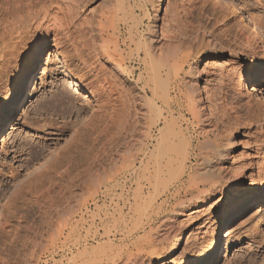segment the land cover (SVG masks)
Listing matches in <instances>:
<instances>
[{
	"label": "rangeland",
	"instance_id": "1",
	"mask_svg": "<svg viewBox=\"0 0 264 264\" xmlns=\"http://www.w3.org/2000/svg\"><path fill=\"white\" fill-rule=\"evenodd\" d=\"M181 1L120 0L121 5L119 0H0V264H88L91 251L99 255L93 264H264V201L243 206L237 191L248 179L235 182L238 189L221 199L213 194L207 203L211 208L198 218L161 214L162 222L156 221L155 226L152 222L147 225L151 228L139 229L137 234L133 230L143 206L137 201L138 183L140 196L146 197L149 152L158 137L153 130L147 134L149 123L141 110L150 91L147 59L140 47L144 42L150 50L148 38L160 36L159 29L164 27L161 35L175 37L179 27L171 26L169 18L187 12L184 20L190 23L183 21L187 30L182 23L179 31L185 32H175L183 37L196 34L195 48L182 50L194 51L200 72L215 66L217 60L231 58L240 71L242 80L232 73L229 81L221 83L230 104L238 108V119L230 121L232 129L225 134L229 142L220 152L222 167L232 176L229 167L244 158L240 154L247 145V131L257 152L253 172L264 161V0ZM179 5L185 8L183 15ZM242 6L248 7L250 15L256 14L257 21L242 13ZM78 7L93 19L92 30L85 26L80 35L67 39L80 38L85 44L57 45L51 40L57 21L66 9ZM238 22L256 39L253 53L238 54ZM170 36L155 46L159 52L163 47L174 48L175 38ZM208 38L219 49L206 47ZM100 40L109 47L103 49ZM123 41L126 58L121 54V59L118 45ZM155 47L153 52H158ZM135 48L141 59L135 60ZM118 80L135 89L126 107L118 108L122 114L117 110L109 118L90 119L94 93ZM177 93L170 91L172 96ZM86 119L90 121L85 123ZM83 122V130L77 132ZM139 133L143 140L152 137L142 155L134 153L132 145ZM54 152L60 155L52 159ZM212 166L207 167L209 171L205 167L209 177L218 168ZM201 175L197 174L198 182L204 178ZM211 182L210 188L221 181ZM69 208L66 221L61 222L62 209ZM18 214L21 219L16 221ZM196 229L200 230L197 237ZM34 238L40 242L32 243ZM182 248L189 250L188 255L179 259ZM121 250L129 252L128 260Z\"/></svg>",
	"mask_w": 264,
	"mask_h": 264
},
{
	"label": "bare ground",
	"instance_id": "2",
	"mask_svg": "<svg viewBox=\"0 0 264 264\" xmlns=\"http://www.w3.org/2000/svg\"><path fill=\"white\" fill-rule=\"evenodd\" d=\"M15 1L19 3L22 0H15ZM184 1H181V2L184 3ZM187 1H190V0H187ZM185 3L187 4L188 2H185ZM115 4L118 5L116 1H115ZM186 4H184V6ZM182 5H179V6L181 7ZM180 7L178 9L179 11H181V13L175 8V12L178 11L179 15L185 12V11L184 12L182 11L184 7H181V8ZM242 7H243L241 11L242 13H248L249 16L252 18V21H257L255 18L256 14L250 15L249 13L250 10L248 9V7L246 6H242ZM79 8L80 7L76 9H73V8L71 9L68 8V10L66 9L61 20L57 21L58 24L56 25V30L51 33V40L56 42L57 45L58 43L68 44V45L75 44V45H80V46L85 44V42L80 38L79 39H70V38L67 39L68 37H71L72 35H76V36L78 34L80 35L81 34L80 30L84 29L85 26L86 27L88 26L89 28H91L93 24V19L88 17L89 15L86 16V14H83L84 12L82 13L81 9ZM178 12L174 14H178ZM226 12H227L226 15L232 14L228 11ZM186 13L187 12H185L184 15L182 14L183 17L180 16V18L178 15H177L178 17L174 15L176 16V18H173V17L171 19L169 18L168 23L174 28H178V27L181 28L182 23L188 22L187 20L186 21L184 20L185 18L184 16ZM50 20L51 21H48V22H52V24L53 23L56 24L55 19H50ZM164 24L163 26H165ZM186 24L185 23L183 24L184 30L185 28L187 30L188 25L186 26ZM235 25H236L238 33L241 35V38H240L241 40L239 42L237 41L238 43H236V45L239 46V50H240V51L237 50L238 52H240L238 54L245 55L246 53L250 51L252 52L257 46L256 39L251 33L247 32L246 28L243 25H241L240 22H238ZM179 28L177 29L178 31H179ZM194 28L192 27V29ZM164 29L162 28L159 29L160 31L158 34L160 36L158 37L151 34V37L148 38L150 44L152 45L150 47L153 48L155 46H158V44L160 43L164 44V42L162 43L161 41L162 37H165V35L164 36L161 35L162 33L165 34ZM184 30L183 32H185ZM175 31L173 33L175 34V37L173 34H172L173 37L170 35H167L171 37L170 40L172 38L173 39L175 38V40H172V41H175L174 42L175 46L173 45L175 49L168 48L169 50L165 49L167 50L165 51L163 50L164 48L163 47L162 48L163 52L162 51L159 52L158 48L155 47L158 50V52H153L154 48L153 50L152 48H150V50H147L149 46L147 47L144 44V42H141V47H140L142 48V51H143V54H142L143 58L147 59L146 61H147V65L149 68L148 87L150 91V95L147 97V99H145L146 106L141 107V108H144L141 110H143L142 114L146 116L147 122L149 123L147 134H149L153 130L154 132L155 131L157 132L158 137L155 138V143L152 144L153 149L149 152L148 161L150 164L148 165H150L149 167L150 182L146 183V189L147 191H149L146 197L140 196L142 193V190H141L142 188H140L139 183H138V193L139 194H138L137 201L139 204L143 206L140 207L139 218L136 220V222H139V223L138 225L135 224L134 225L135 228H133L136 234L138 233L139 229H140L139 231L143 232L142 230L144 229V227L151 228V226L154 225L156 221H159V220L161 221L162 220L161 214L163 215L167 214L168 216L172 214H180V215H186V218H196V217L198 218L203 213V211H206L207 209L211 208L212 204L207 205V203L213 194L215 193L218 194L219 199H221L224 194L235 192L238 189L237 187H239V185H237V183L235 182L241 181L244 179H248V183L246 184V186L240 188V190L239 189L237 190L239 198L242 200V203H244L243 206L244 205L249 206L252 203L264 201V161L260 166L258 165L256 172H253L254 157L257 152L254 150V148L256 149V147H254L253 138L249 136L248 131H247L248 139L245 140L247 142L246 143L247 145L244 146V148L242 147V152L240 154L241 157L242 158L244 157V158L239 159L237 163L229 167L233 169V171L230 170L233 173L232 176L231 175L229 176L230 173L227 171V169H225V167H222L224 156H222L223 153L221 155L220 152L222 148L224 147V145H226L229 142V140H226L225 136L229 133L228 131L232 129L230 125L231 124L230 121L231 120L236 121L238 119L236 117L237 116L236 112L238 108L237 109L235 108V106L233 105L234 103L230 104L231 103L230 96L226 90L224 91L223 85L221 87V83L226 81L227 77L229 76L231 77L232 73L234 75H237L238 79L242 80L240 71L237 72L235 59L231 58L224 62L222 60H217L218 63L216 65L215 63H213L215 66L212 65L210 69H202V71L200 72V70L196 68L197 58L195 57L194 51H191V53H188L182 50L185 48L190 49L191 47L193 49L195 48L197 44L196 34L195 33L186 34L189 32L188 31L183 34V35L186 34L183 37L182 33H181V36L179 35V33L181 32L179 31L178 35L180 36V38H176L178 37V35L176 36V32L178 31L176 32ZM167 36L164 38L165 40H169ZM134 42L135 41H133V43ZM135 43H138V42H135ZM167 43H170V42H167ZM167 43L165 42V45ZM99 44L101 45V47H103V49H106L107 47H109L106 40H100ZM118 46L121 47L119 51V53L120 52L121 53L118 55L119 58L121 59H124V57L126 58L125 53H124L125 49H123L124 41L121 43V45H118ZM205 46L208 48L219 49L220 45L215 43V41L213 40L211 42V40L208 38V41L205 42ZM169 47H172V45ZM135 49L133 52L137 51V49L136 50ZM121 54L124 57H121L122 56ZM142 55L140 52L137 51L134 56L135 60L141 59L140 56L142 57ZM238 57L239 55L236 57V59H238ZM121 59H120V62H121ZM261 62H262V65H264V60H261ZM121 76L122 78H124L123 75ZM124 82L125 81L123 80H120V81L118 80V82L116 83L114 82L113 84H111L113 86L110 85L111 87L109 86L108 88L100 89L94 93L93 95L94 103L92 104L93 108H92V114L90 116V119L99 118L102 115H106V117H108L112 114L114 115V113L118 110V108L124 109L126 107V104H127L126 99L128 96L132 97L134 88L131 87L132 85H130L129 82L125 85H124ZM171 90L172 91L176 90V92H178L177 95H173V96L170 95ZM230 94H234V93H230ZM177 96H178V100H176L175 98ZM120 114L122 113L120 112ZM90 119H86L85 123L90 121ZM110 119H107V121L108 120L110 121ZM85 123L83 122L82 124H80L79 126L80 128L77 130V132L83 130ZM227 127L229 129H227ZM135 138L136 139H134V141H136V143L134 142V144H132L135 147V148L133 147L134 153H138V155H142L144 154V151L146 149L145 145L147 144V142H150V139L152 137L150 138V135H149L148 136L149 141H147L146 139L145 141L143 140V135L139 133ZM152 142H154V140ZM231 149H233V146H231ZM59 155H60L59 153H56L52 159L58 157ZM230 158L231 156L229 157V159ZM210 164H213V166L216 165L218 168L215 170V168ZM209 165L212 166L213 167L212 169L215 170V172H212L211 177H209L210 175L209 172L206 171L207 167L210 168ZM198 167H200L199 168L200 170H197ZM209 170L211 169H208V171ZM198 173L199 175L201 174L204 175V178L202 177L201 181L199 182L197 181ZM207 173L209 175H207ZM212 179L218 180L221 182L217 187L210 188L211 186L210 184L214 185L213 184L214 181L211 182ZM201 186H203V188L206 187V189H202ZM198 188H201L202 190H199ZM239 206H241V203L238 204L235 208L239 210L240 208ZM203 207L205 208L207 207V208L203 209ZM60 210L61 209H59L58 213H60ZM62 210L63 211L61 213L60 221L65 222L68 216V210H70V208L62 209ZM232 212L234 211H231V213ZM143 213L145 214L144 218H142ZM15 219L16 221L21 219L20 215L18 214L15 217ZM152 222L153 224L148 227L147 225L151 224ZM159 224L160 223H158V225ZM162 226L164 227V225ZM205 229L203 227L202 232H204ZM163 230L162 232L167 233L166 229L165 231ZM195 231H196V237H197V235L200 234L199 232L200 230L196 229ZM121 232L123 234L122 236L125 237V227L124 226L123 228H121ZM32 234L35 235L36 231H33ZM24 238H25V235H24ZM35 238L33 239V241L31 240L32 243L34 241H36L34 243H39L40 240L39 239L36 240L37 238L36 239ZM188 251L189 250H184V248H182L181 251L177 253V257L179 259L185 258L188 255ZM123 252L124 250L122 251V253ZM125 252L126 253H123L124 258L125 260H128L127 256H129L128 255L129 252L127 251ZM96 255L98 254L95 251H91L88 253V257H89L88 264H93ZM137 256L135 257L137 258ZM105 258L107 259V257ZM157 258H158V255H156L155 258L151 257L150 260L154 261ZM104 261L106 262V260Z\"/></svg>",
	"mask_w": 264,
	"mask_h": 264
}]
</instances>
